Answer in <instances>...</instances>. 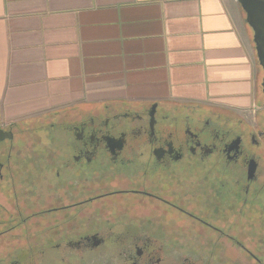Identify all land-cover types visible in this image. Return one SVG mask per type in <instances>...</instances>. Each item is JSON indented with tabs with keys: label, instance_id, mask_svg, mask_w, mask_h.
<instances>
[{
	"label": "flooded vegetation",
	"instance_id": "1",
	"mask_svg": "<svg viewBox=\"0 0 264 264\" xmlns=\"http://www.w3.org/2000/svg\"><path fill=\"white\" fill-rule=\"evenodd\" d=\"M257 68L241 112L105 106L19 125L0 106V264H264Z\"/></svg>",
	"mask_w": 264,
	"mask_h": 264
},
{
	"label": "crops",
	"instance_id": "2",
	"mask_svg": "<svg viewBox=\"0 0 264 264\" xmlns=\"http://www.w3.org/2000/svg\"><path fill=\"white\" fill-rule=\"evenodd\" d=\"M236 0H0V106L22 125L105 106L251 109Z\"/></svg>",
	"mask_w": 264,
	"mask_h": 264
},
{
	"label": "water",
	"instance_id": "3",
	"mask_svg": "<svg viewBox=\"0 0 264 264\" xmlns=\"http://www.w3.org/2000/svg\"><path fill=\"white\" fill-rule=\"evenodd\" d=\"M252 32L256 58L264 70V0H236ZM264 86V79H263ZM157 107L156 104L152 106Z\"/></svg>",
	"mask_w": 264,
	"mask_h": 264
},
{
	"label": "rangeland",
	"instance_id": "4",
	"mask_svg": "<svg viewBox=\"0 0 264 264\" xmlns=\"http://www.w3.org/2000/svg\"><path fill=\"white\" fill-rule=\"evenodd\" d=\"M190 257H191V259H193V258H194L193 254H190ZM89 263H90V262H89Z\"/></svg>",
	"mask_w": 264,
	"mask_h": 264
}]
</instances>
